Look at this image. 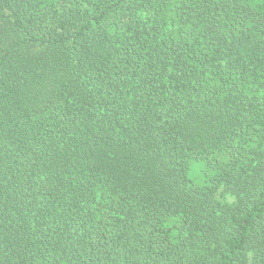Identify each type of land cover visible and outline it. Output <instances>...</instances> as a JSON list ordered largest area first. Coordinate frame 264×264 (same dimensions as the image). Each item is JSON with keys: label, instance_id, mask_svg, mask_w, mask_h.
Masks as SVG:
<instances>
[{"label": "trees", "instance_id": "trees-1", "mask_svg": "<svg viewBox=\"0 0 264 264\" xmlns=\"http://www.w3.org/2000/svg\"><path fill=\"white\" fill-rule=\"evenodd\" d=\"M0 264H264V0H0Z\"/></svg>", "mask_w": 264, "mask_h": 264}, {"label": "rangeland", "instance_id": "rangeland-1", "mask_svg": "<svg viewBox=\"0 0 264 264\" xmlns=\"http://www.w3.org/2000/svg\"><path fill=\"white\" fill-rule=\"evenodd\" d=\"M202 169H203V166H201V164H195L192 167V174H194L196 177H198L203 172Z\"/></svg>", "mask_w": 264, "mask_h": 264}]
</instances>
